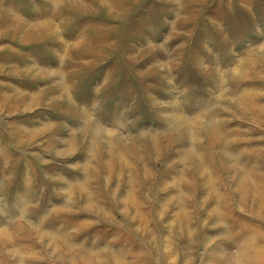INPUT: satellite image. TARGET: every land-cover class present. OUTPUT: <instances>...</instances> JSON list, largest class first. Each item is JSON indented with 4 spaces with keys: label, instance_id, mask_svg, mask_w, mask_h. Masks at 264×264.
Wrapping results in <instances>:
<instances>
[{
    "label": "rangeland",
    "instance_id": "374dc122",
    "mask_svg": "<svg viewBox=\"0 0 264 264\" xmlns=\"http://www.w3.org/2000/svg\"><path fill=\"white\" fill-rule=\"evenodd\" d=\"M0 264H264V0H0Z\"/></svg>",
    "mask_w": 264,
    "mask_h": 264
}]
</instances>
